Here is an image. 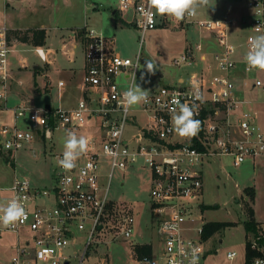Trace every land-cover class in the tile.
Instances as JSON below:
<instances>
[{"label": "built area", "instance_id": "obj_1", "mask_svg": "<svg viewBox=\"0 0 264 264\" xmlns=\"http://www.w3.org/2000/svg\"><path fill=\"white\" fill-rule=\"evenodd\" d=\"M245 2L252 14L241 20L202 18L197 13L177 22L154 14L148 0H118L116 11L121 15L129 13L128 23L141 32L135 60L115 51L114 39L87 25L80 29L84 42V96L71 108L61 103L37 106L32 100H21L12 108V121H0V149L16 157L38 138L51 139L58 129L86 128L94 132L85 136L88 148L75 168L63 170L58 164L63 152L54 154L57 161L49 173V185L41 186L26 175L15 174L9 186H0V203L19 199L26 211V218L14 225L0 224V238L7 233L15 235L10 254H0V264H71L73 259L77 264H88L91 247L100 245L111 227L116 233L114 241L127 242L120 246L128 251L129 264H189L193 253L198 264H205V165L215 158L230 157L235 166H240L264 156V123L259 122L258 112L251 106L254 100L245 97L255 89L264 92V71L249 69L245 62L249 38L264 34V0ZM239 22H243L246 34H240L242 41L238 38L235 42L232 33ZM191 26L207 32L209 43L200 40L188 44L173 63L191 66L201 61L205 66L148 95V101L141 102L147 124L130 133L128 126L135 120V108L125 106L122 94L132 86L138 72L146 33L159 27ZM9 31L6 23L0 24V101L7 100L14 79V47ZM34 49L41 60L50 62L51 50L41 46ZM216 69L220 73H214ZM64 84L60 80L57 86ZM197 93L201 99H196ZM58 95L62 98L61 92ZM177 100L194 106L195 118L201 121L194 138H174L172 114L179 111ZM27 116L30 123L22 127L19 121ZM103 158L108 159L107 174L100 172ZM140 160L152 171L149 197L155 219V244L151 240L129 241L135 235L133 214L122 215L118 225L109 220L114 171L125 170ZM3 191L8 194L3 195ZM260 238H264V232L252 238L250 245L263 253L245 256V264L264 261ZM142 247H150V252H140ZM237 256L238 252L231 250L226 257L234 261ZM96 264H110L109 255H99Z\"/></svg>", "mask_w": 264, "mask_h": 264}, {"label": "rangeland", "instance_id": "obj_2", "mask_svg": "<svg viewBox=\"0 0 264 264\" xmlns=\"http://www.w3.org/2000/svg\"><path fill=\"white\" fill-rule=\"evenodd\" d=\"M35 1L36 3L32 0H9L12 8L7 9V0H0V24L6 23L9 28L22 27L20 30L9 31L12 46L14 47V43L20 45L15 46L11 54L14 79L7 100L0 101V121H12V108L20 102L18 95L24 101L32 100L37 106L47 102L58 104L56 85L59 78H71L75 81L73 86L82 80V66L85 64L82 43H79L80 47L77 49L76 62L69 63L66 60L69 56L64 52L66 48L63 46V34L67 35L71 30L76 31V35L80 34V29L87 25L97 33L114 39V50L133 60L136 59L141 45V32L125 21L129 20L130 14H122L125 20H119L118 15L113 14L118 7V0ZM34 5L37 9L34 14H30L31 11L28 9ZM23 9L26 10L24 14ZM198 14L202 18L236 17L241 20L250 17L252 11L245 0H208V4L198 10ZM35 30H45L47 39L43 48H51L54 51L50 55V59L56 57L55 62L50 64L54 68L51 72H49V64L41 60L34 49ZM232 34L233 41L238 42V38L242 41L239 35L246 34L243 22H239V25L233 28ZM77 38L82 39L83 36L78 35ZM200 40L208 44L209 35L197 26L184 29L159 27L147 32L142 42V56L135 77L136 84L151 95L162 86L176 84L180 75L188 77L192 71L203 68L205 64L201 61L191 66L188 64L178 66L173 63L175 57L185 52L188 44H195ZM147 60H151L156 65L152 74L146 71ZM68 65L77 67L76 76L74 72L64 69ZM35 66L40 68L35 69ZM214 73L218 74L220 71L216 69ZM142 75L143 79H141ZM120 80L127 82L126 78L121 77ZM52 85L54 89L51 91ZM2 89L0 85V90ZM72 91L66 92L64 104L70 102L72 104L78 100L79 94ZM245 97L254 100L251 106L258 112L259 122L264 123V92L255 89ZM5 106L8 109H4ZM133 108H135V120L130 122L129 131L130 128L136 129L139 125H146L148 120L147 114L141 110V103L133 105ZM19 123L22 127L29 124V116L21 119ZM72 131L79 137L94 132V129L87 131L86 128H75ZM67 132L66 129H58L54 131L51 139L38 138L26 149L20 150L16 157L0 149V186H9L15 174L26 175L35 184L41 186L49 185V173L57 161L54 154L64 151L63 142ZM174 138L184 140L187 137H180L175 132ZM100 172L103 174L110 172L107 158L101 159ZM204 173L205 185L202 197L204 221H224L229 224L210 238H205L207 254L204 262L205 264H245L247 241L255 237L252 233L248 234L245 229L244 223L248 218L246 201L254 207L256 218L260 220L261 230L264 232V156L255 161H246L240 166H235L230 157L215 158L205 165ZM104 181L106 183L108 178L105 177ZM151 186L152 171L143 164L142 160L125 170L114 171L109 193L112 199L109 220L118 225L120 217L125 213L134 215L135 235L129 241L151 240L156 243L155 219L151 212L149 197ZM249 186L256 190L255 201H251L247 196L245 188ZM2 194L7 195L8 192L3 191ZM115 235L111 227L106 236L101 238L102 243L91 247L86 262L96 264L99 255L107 253L110 264H129L130 255L120 246L127 245V242L114 241ZM14 241V234L3 235L0 238V254H10V244ZM96 249L99 252H96ZM231 250L238 252L234 261L226 257ZM71 264H77V260L73 259Z\"/></svg>", "mask_w": 264, "mask_h": 264}, {"label": "clouds", "instance_id": "obj_3", "mask_svg": "<svg viewBox=\"0 0 264 264\" xmlns=\"http://www.w3.org/2000/svg\"><path fill=\"white\" fill-rule=\"evenodd\" d=\"M208 4V0H148L150 10L160 16H168L180 22L187 17H195L198 10ZM249 50L245 55V62L249 69L264 71V34H259L249 38ZM146 71L154 73L156 65L147 60ZM143 79V75L141 76ZM123 101L126 107L137 105L148 101V91L142 90L135 82L123 94ZM196 99H201L199 93ZM179 111H173L172 125L173 130L180 137H196L201 128V121L196 119L194 106L175 101ZM39 123V121H38ZM89 141L85 136H77L73 131L66 133L63 142V155L59 159V166L65 170L76 167V161L87 151ZM106 151H109L106 149ZM91 167V165H89ZM26 218V211L19 199H12L6 203H0V224L5 227L14 225L16 222ZM189 264H198V257L193 253ZM255 264H264V261L256 260Z\"/></svg>", "mask_w": 264, "mask_h": 264}, {"label": "crops", "instance_id": "obj_4", "mask_svg": "<svg viewBox=\"0 0 264 264\" xmlns=\"http://www.w3.org/2000/svg\"><path fill=\"white\" fill-rule=\"evenodd\" d=\"M32 1H34L35 3H36V1L35 0H32ZM34 3V4H35ZM7 9H9V8H12L11 7V5H10V2H9V0H7V7H6ZM36 6L34 5V7H30V9H28V11H31V13L30 14H34L35 13V11H36ZM23 11V14H24V12H26V10H22ZM115 12H116V9L114 10ZM113 11V14H115V12ZM22 13V12H21ZM118 17H119V20L120 19H123V20H125L123 17H122V15L119 13L118 14ZM7 18V17H6ZM5 21H6V19H5ZM126 21V23L127 24H129L128 23V21L127 20H125ZM125 21H124V23H125ZM123 22V21H122ZM12 31H16V30H20V29H22V27H11L10 28ZM82 36V35H80V34H74V30H71L67 35L65 34H63L62 35V40H63V46H64V48H66V50L64 51L65 53H66V55H68L69 57L66 59L69 63H75L76 62V55H77V49L80 47L79 46V43L81 42L82 43V48H83V55H84V42H83V38L82 39H78L77 38V36ZM10 37V36H9ZM18 45H20V44H18V43H14V47L15 46H18ZM40 46V45H39ZM41 47H43V45H41ZM69 47V48H68ZM46 49H49V50H51L52 51V54L54 53V51H53V49H51V48H46ZM55 60H56V57L54 56V58L53 59H50V62H47L48 64H49V69H50V71L49 72H51V70H53L54 68L53 67H51L50 66V64H52V63H54L55 62ZM84 61H85V59H84ZM85 63V62H84ZM36 67V66H35ZM34 67V68H35ZM37 67H40V66H37ZM13 68V67H12ZM36 69V68H35ZM64 69L65 70H67V71H69V72H74V74H75V76H76V71H77V67H75L74 65H68V66H66V67H64ZM63 69V70H64ZM84 73H85V64L82 66V74H81V77H82V80H80V82H78V84H76V85H74L73 86V84L75 83V81L74 80H71V78H66V79H64V78H59V80L58 81H60V80H63L64 82H65V84H64V86H62L61 88H59L57 85H56V89H57V91H58V94L61 92L62 93V98H59V95H58V104H62L64 107H67V108H71V107H75L76 105H77V103H78V101H79V99L80 98H82L83 96H84V94H85V90H84V86H83V76H84ZM73 77H74V75H73ZM183 77H185L184 75H180L179 77H178V79L177 80H181ZM75 78V77H74ZM12 82H13V80H12ZM77 83V82H76ZM57 84H58V82H57ZM11 85H12V83H11ZM46 89L48 88V87H45ZM51 88V91H52V89H54V86L52 85V87H50ZM73 88V89H72ZM44 90V89H43ZM72 90H74L75 92H77V95L79 94V97H78V100H76L74 103H72L71 104V102L69 103V104H64V99L66 98V92H68V91H70V92H73ZM18 97L20 98V100H18V101H21L22 99H21V97L18 95ZM47 103H52V102H47ZM52 104H54V103H52ZM58 104H55V105H58ZM67 105V106H66ZM73 129H75V128H73ZM73 129H66L67 131H72ZM135 129H131L130 128V133L131 132H133ZM258 220V219H257ZM259 222H260V220H258Z\"/></svg>", "mask_w": 264, "mask_h": 264}, {"label": "trees", "instance_id": "obj_5", "mask_svg": "<svg viewBox=\"0 0 264 264\" xmlns=\"http://www.w3.org/2000/svg\"><path fill=\"white\" fill-rule=\"evenodd\" d=\"M118 15V12H115V16ZM47 39V34L45 30H35L33 33V41L38 45H44ZM40 67L36 68L39 69ZM8 161L9 158L7 157ZM247 196L250 198L251 201H255L256 199V190L254 187H247L245 188ZM247 209H248V218L245 220V229L248 234L252 233L255 237L260 236V234L263 232L261 230V223L256 218V213L254 207L246 201ZM229 224L224 221H209L204 226V237L210 238L218 231L224 229ZM260 243L264 246V238H260ZM140 252L148 253L150 252V247H142L140 248ZM262 250H256L251 248L250 241H247V258H251L255 255L262 254Z\"/></svg>", "mask_w": 264, "mask_h": 264}, {"label": "water", "instance_id": "obj_6", "mask_svg": "<svg viewBox=\"0 0 264 264\" xmlns=\"http://www.w3.org/2000/svg\"><path fill=\"white\" fill-rule=\"evenodd\" d=\"M115 12V11H114ZM35 68H38L37 66ZM66 264H69L68 262H66Z\"/></svg>", "mask_w": 264, "mask_h": 264}]
</instances>
